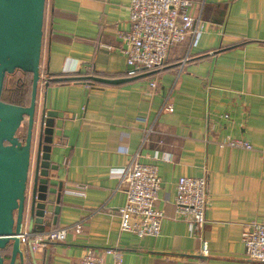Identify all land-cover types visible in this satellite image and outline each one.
<instances>
[{"label": "crops", "instance_id": "1", "mask_svg": "<svg viewBox=\"0 0 264 264\" xmlns=\"http://www.w3.org/2000/svg\"><path fill=\"white\" fill-rule=\"evenodd\" d=\"M190 1L203 23L195 44L186 39L168 50L161 68L128 76L119 34L129 29L130 0H44L41 75L47 69L120 82L39 83L37 110L44 104L57 115L49 157L56 168L48 171L52 199L60 185L55 220L49 215L42 232L82 227L60 242L35 234L36 264H72L89 248L107 263L112 256L104 250L115 248L120 264H261L245 256L240 233L244 223L264 218V0ZM164 102L171 112L161 109ZM226 136L251 148L219 147ZM135 154L157 167L155 203L164 217L154 237L119 230L125 194L111 169ZM32 159L31 152L29 181ZM203 173L206 256L173 207L176 179Z\"/></svg>", "mask_w": 264, "mask_h": 264}, {"label": "built area", "instance_id": "2", "mask_svg": "<svg viewBox=\"0 0 264 264\" xmlns=\"http://www.w3.org/2000/svg\"><path fill=\"white\" fill-rule=\"evenodd\" d=\"M190 0H130L127 21L129 29L119 34L123 46L119 51L125 57L128 67L126 74L134 76L161 68L168 50L186 39L195 44L200 36L203 23L199 14L190 11ZM109 48V47H108ZM154 89V80L148 82ZM163 111L171 112L172 106L164 102ZM223 117H227L223 115ZM150 129L145 131L142 142L147 140ZM219 147L250 149V144L241 138L224 137ZM136 154L130 157L126 165L111 169L119 187L125 194L124 203L118 207L119 230L131 232L137 237L157 236L164 213L156 206V194L159 188L157 167L153 163H140ZM152 158L158 159L157 150ZM163 153L161 159L168 160ZM207 177L179 176L174 183V214L177 220L187 225L189 235L199 241L198 254L207 255V244L203 237L206 224L204 210L207 204ZM81 223L64 227H55L47 232L36 233L43 240L63 241L67 233L77 234ZM35 235V234H34ZM240 241L245 256L252 261L264 264V218L251 220L243 224ZM33 247V243H32ZM104 253L112 256L110 263L105 262L94 249H86L78 261L72 264H120L121 252L107 248Z\"/></svg>", "mask_w": 264, "mask_h": 264}, {"label": "water", "instance_id": "3", "mask_svg": "<svg viewBox=\"0 0 264 264\" xmlns=\"http://www.w3.org/2000/svg\"><path fill=\"white\" fill-rule=\"evenodd\" d=\"M44 0H0V92L5 74L14 70L30 74L27 105L0 100V264H36L33 258L34 234L42 231L45 220L58 212L60 185L52 199L48 171L56 112L44 104L36 108L38 84L55 80L39 67ZM88 80L115 84L120 80L88 76ZM25 121L22 138L17 130ZM33 147L32 174L31 165ZM52 203L56 204L52 206ZM19 236L24 238L20 247Z\"/></svg>", "mask_w": 264, "mask_h": 264}, {"label": "trees", "instance_id": "4", "mask_svg": "<svg viewBox=\"0 0 264 264\" xmlns=\"http://www.w3.org/2000/svg\"><path fill=\"white\" fill-rule=\"evenodd\" d=\"M150 71H152V70H150ZM146 72H149V71H144V73H146ZM21 73H22V77H19L15 81H12L8 87L3 86V83H2V89L0 92V100L7 102V103L16 104V105H27L28 104L29 91H30V74L29 73H23V72H21ZM26 74L29 75V78L24 77ZM6 75L7 74H5V76ZM5 76H4V78H5ZM89 76H92V75H89ZM50 77L66 78L65 80L62 79L59 81H57V80L53 81L55 83L68 82V81L94 82V81L87 79L88 75L73 76V75H52L51 74ZM95 77H98V76H95ZM4 78H3V82H4ZM53 82H49V83H53ZM95 83H98V82H95Z\"/></svg>", "mask_w": 264, "mask_h": 264}, {"label": "rangeland", "instance_id": "5", "mask_svg": "<svg viewBox=\"0 0 264 264\" xmlns=\"http://www.w3.org/2000/svg\"><path fill=\"white\" fill-rule=\"evenodd\" d=\"M19 77H22V73L19 70H15L13 73L7 74L4 78L3 86L8 87L12 81H15ZM24 77L29 78V75L26 74ZM38 86H39V84H38ZM25 124H26V122L23 121L17 130V136H19V138H22L24 135ZM31 152L32 153L34 152L33 147L31 149Z\"/></svg>", "mask_w": 264, "mask_h": 264}]
</instances>
